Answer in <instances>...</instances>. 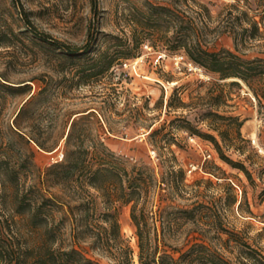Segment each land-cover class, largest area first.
Returning a JSON list of instances; mask_svg holds the SVG:
<instances>
[{
	"label": "rangeland",
	"instance_id": "374dc122",
	"mask_svg": "<svg viewBox=\"0 0 264 264\" xmlns=\"http://www.w3.org/2000/svg\"><path fill=\"white\" fill-rule=\"evenodd\" d=\"M234 2L0 0V152L9 149L12 162L21 167L24 162H29L24 158L30 149L34 152L33 163L44 170L62 160L72 120L90 110L94 117L80 120L77 126L84 127L89 133L84 146H94L101 140L128 167L144 162L154 169L157 177L160 156L169 148L183 169L184 182L188 186L184 197H174L172 205L183 208L206 205V214L194 224H182L174 208L159 215L152 207L148 220L151 246L166 248L170 253L173 248H178L177 258L204 236L207 244L236 261L235 243L227 242V249H224L218 237L226 239L228 235L216 233L213 225L216 224L264 254V202L260 201V193L264 190V152L259 153L251 143V139H256V143L264 148V102L258 104L248 87L236 79L220 80L217 74L205 70L202 78L197 73L175 69L171 58L177 54L185 56L183 50H174L169 41L179 32L177 25L148 26L140 14L149 3L170 5L172 11L183 9L190 15L199 10L210 26L204 33L209 49L234 51L233 40L228 34L211 30L224 15L226 7ZM197 6L206 7L208 14ZM21 11L27 17H22ZM256 14L248 12L250 17ZM24 18L40 32L72 47L84 46L91 36L92 47L80 58L63 57L36 39ZM141 37L145 40L137 47ZM127 49L136 57L120 59L108 72L97 74L94 60L100 53L107 52L110 56ZM259 52L262 51L255 48L244 54L246 58H264V53ZM160 53L166 57L158 60ZM233 81L239 82L238 85H232ZM5 84H29V93L34 95L17 123L14 118L27 100L28 91L9 93ZM254 86L258 88L262 84L257 82ZM172 97L174 107L168 109ZM178 99L185 106L180 107ZM207 112L244 120L240 128L244 142L236 140L233 121L218 120L209 115L205 118ZM182 116L194 129L213 135L223 153L242 163L251 179L222 162L210 142L177 121ZM216 123L222 124L224 130L229 127L223 139L209 129ZM153 130H159V133L151 139L149 133ZM18 131L29 141L28 145L14 133ZM150 151H155V158L150 157ZM21 169L28 188L33 173L24 167ZM223 177L240 190L239 193L233 185L237 197L233 205H227L226 191L218 186L223 183ZM206 180L211 184L204 182ZM152 199L155 200V196ZM118 221L122 236L133 251V262L138 264L139 249L129 206L119 209ZM64 238L65 246L69 247L72 238L68 223ZM82 245L88 256L99 264H113L105 254L89 248V241Z\"/></svg>",
	"mask_w": 264,
	"mask_h": 264
},
{
	"label": "trees",
	"instance_id": "16d2710c",
	"mask_svg": "<svg viewBox=\"0 0 264 264\" xmlns=\"http://www.w3.org/2000/svg\"><path fill=\"white\" fill-rule=\"evenodd\" d=\"M234 1L226 7L222 18L211 29L219 34H228L233 40L234 51L209 49L204 33L210 26L199 10L190 15L183 9L172 11L170 5L149 3L144 10H140V14L148 26H160L162 23L168 25L166 27L171 23L177 25L179 32L169 40L174 50H183L189 61L206 72L217 74L220 80L236 79L243 82L258 104H262L264 58H246L244 53L255 48L262 51L259 54L264 53V0ZM197 7L208 14L206 7ZM249 11L258 14L250 17ZM21 15L27 17L23 11ZM24 19L36 39L63 57L71 60L80 58L92 47L91 36L84 46L72 47L40 32L28 18ZM144 40V37L138 38L137 47L142 45ZM132 57L136 56L129 49L116 51L110 56L107 52H102L94 60L98 67L97 74L108 72L120 59ZM257 82L262 86L256 88L254 85ZM238 83L231 82L232 85ZM28 85H6L9 93L28 91L27 100L17 112L14 123H17L26 106L34 98V95L29 93ZM43 90L45 88L40 92ZM177 104L180 107L185 106L179 99ZM167 107H174L173 97ZM208 115L218 120L233 121L237 132L236 140L244 142L240 134L244 120L213 112H207L205 118ZM90 117H94V113L87 110L81 118L72 120L62 160L44 170L35 166L34 152L30 149L27 151V158H24L29 162L25 160L21 167L12 162L13 156L9 149L1 150L0 264H99L88 256L86 248L83 247L82 243L87 241L89 248L105 254L113 264H134L133 251L123 238L118 221L119 209L122 206L130 207V219L139 249L138 264H264V254L252 248L236 234L216 224H213L216 233L228 235L226 239L218 237L222 247L227 249V242L235 243L234 248L238 250L236 261L227 258L220 249L207 244L204 236L193 242L177 258L175 253L178 248H173L170 253L166 248L151 246L148 241V220L152 207L159 215L166 213L169 208H174L182 224H194L206 214V205L198 204L192 208L172 205L174 197H184L188 186L184 182L185 173L169 148L160 156L157 177L154 169L144 162L128 167L101 140L94 146H84L89 133L84 127L77 126L80 120ZM177 121L185 123L188 131L210 142L222 162L239 169L251 179L242 163L233 161L223 153L213 135L194 129L183 116L178 117ZM228 128L224 130L219 123L209 126V129L222 139ZM14 133L23 139L25 144H29L20 131ZM158 133L159 130L151 131L149 138H154ZM38 146L43 149L41 145ZM22 167L33 173L28 188L23 180ZM223 179V183L218 186L226 191L227 205H233L237 202L233 184L228 183L226 178ZM204 182L211 184L209 180ZM194 193L197 194L196 191ZM260 195V201L264 202V190ZM154 196L155 200L152 199ZM67 223L70 224L72 238L69 247L65 246L64 238Z\"/></svg>",
	"mask_w": 264,
	"mask_h": 264
},
{
	"label": "built area",
	"instance_id": "2783aa9c",
	"mask_svg": "<svg viewBox=\"0 0 264 264\" xmlns=\"http://www.w3.org/2000/svg\"><path fill=\"white\" fill-rule=\"evenodd\" d=\"M144 48H148V45H144ZM166 57V55L163 54H159L158 56V60L159 59H164ZM173 65L175 67V69L177 70H187L189 72H193V73H197L200 77H204V73L202 68H200L199 66L193 64L191 61H189L184 55L180 54V55H174L171 58ZM251 143L252 145L257 149V151L259 153L264 152V148H262L259 144L256 143V139H251ZM150 157L155 158L156 157V153L155 151H150ZM207 157H210V154L207 155ZM233 184V183H232ZM234 185V184H233ZM235 186V185H234ZM236 187V186H235ZM238 189V187H236ZM239 193L240 190L238 189Z\"/></svg>",
	"mask_w": 264,
	"mask_h": 264
}]
</instances>
